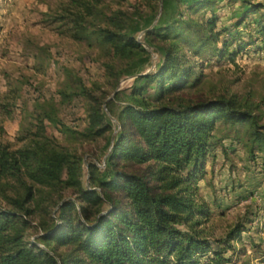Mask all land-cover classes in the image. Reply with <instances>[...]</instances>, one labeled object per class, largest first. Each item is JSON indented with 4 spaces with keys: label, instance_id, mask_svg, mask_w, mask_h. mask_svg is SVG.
Masks as SVG:
<instances>
[{
    "label": "trees",
    "instance_id": "16d2710c",
    "mask_svg": "<svg viewBox=\"0 0 264 264\" xmlns=\"http://www.w3.org/2000/svg\"><path fill=\"white\" fill-rule=\"evenodd\" d=\"M105 2L66 0L44 14L59 34L118 59H139L147 53L144 45L154 44L161 60L105 102L119 129L103 167L47 132L50 126L92 140L113 131L102 102L82 84L76 92H58L64 103L75 96L88 101L82 130L60 120L52 98L35 99L30 111L20 108L16 138L22 146L12 148L0 125V264H229L244 226L233 225L224 237L206 233L211 209L199 181L225 137L264 161V110L251 96L173 98L200 83L198 59H233L258 41L264 49V0H227L242 8L229 27H217V0H171L172 15L151 27L159 2L149 11L112 9ZM139 23L150 24L141 41ZM245 24L247 39L240 31ZM17 97L0 103L7 116ZM221 125L233 135L219 136ZM36 214L47 218L32 224ZM34 225L40 231L29 240L25 233Z\"/></svg>",
    "mask_w": 264,
    "mask_h": 264
},
{
    "label": "rangeland",
    "instance_id": "374dc122",
    "mask_svg": "<svg viewBox=\"0 0 264 264\" xmlns=\"http://www.w3.org/2000/svg\"><path fill=\"white\" fill-rule=\"evenodd\" d=\"M66 0H0V103L12 101L18 95L16 105H10L7 116L0 108V125L5 130L4 139L12 148L22 146L19 135L20 108L32 109L35 99L52 98L60 120L71 129L80 131L85 126L88 101L75 96L62 102L59 91L76 92L79 85L89 87L102 102V109L113 123V131L92 140L70 138L57 129L48 127L62 145L83 157L103 162L111 148L119 125L111 118L105 102L113 98L115 91L129 89L133 79L142 73L153 71L161 60V49L147 46L145 56L134 60H121L97 46L72 40L59 34L56 24L44 13H53ZM106 0L109 8L132 11L135 7L149 11L159 2V8L149 23H139L135 33L142 40L143 27L155 25L172 15L171 0ZM157 9V7H156ZM242 12L238 3L217 0V27H229ZM253 26L251 25L250 28ZM246 24L240 26L244 33ZM139 36H141L139 38ZM259 37V36H258ZM234 46V44H233ZM196 71L202 74L198 85L182 90L173 100L209 98L218 94L251 96L264 110V49L260 41L235 54L233 59L211 57L197 60ZM202 61V62H201ZM111 67V69H108ZM111 70H113L111 72ZM10 99V100H9ZM263 102V103H262ZM115 102V108L120 106ZM233 135L232 130L219 126L217 134ZM89 155H93V158ZM86 172V166L84 165ZM205 176L199 181L200 195L211 209V217L204 224L206 233L213 237H224L238 223L244 226L241 242L229 264H264V161L261 156L251 158L242 144L225 137L216 143L213 156L208 158ZM46 215L33 216L35 224ZM39 227L27 229L25 237L33 240ZM64 252L65 248H58ZM230 256V252L225 253Z\"/></svg>",
    "mask_w": 264,
    "mask_h": 264
},
{
    "label": "built area",
    "instance_id": "2783aa9c",
    "mask_svg": "<svg viewBox=\"0 0 264 264\" xmlns=\"http://www.w3.org/2000/svg\"><path fill=\"white\" fill-rule=\"evenodd\" d=\"M141 36H139V38H140Z\"/></svg>",
    "mask_w": 264,
    "mask_h": 264
}]
</instances>
